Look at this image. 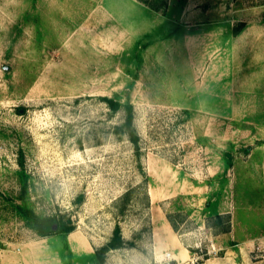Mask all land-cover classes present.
I'll return each mask as SVG.
<instances>
[{"label": "rangeland", "instance_id": "1", "mask_svg": "<svg viewBox=\"0 0 264 264\" xmlns=\"http://www.w3.org/2000/svg\"><path fill=\"white\" fill-rule=\"evenodd\" d=\"M162 1L0 0V264H96L115 225L102 264H264V50L194 30L264 0Z\"/></svg>", "mask_w": 264, "mask_h": 264}, {"label": "crops", "instance_id": "2", "mask_svg": "<svg viewBox=\"0 0 264 264\" xmlns=\"http://www.w3.org/2000/svg\"><path fill=\"white\" fill-rule=\"evenodd\" d=\"M207 1V0H202ZM209 1V0H208ZM211 1V0H210ZM209 21L200 22L194 28L197 39L201 42L209 41V47L217 51V47L226 52V57L233 58L243 50H264V22L245 23V19L238 18L240 26L230 23L221 26L213 10H210ZM255 56L257 54H254ZM175 256L188 258L190 254L187 250H179ZM174 256V257H175Z\"/></svg>", "mask_w": 264, "mask_h": 264}, {"label": "trees", "instance_id": "3", "mask_svg": "<svg viewBox=\"0 0 264 264\" xmlns=\"http://www.w3.org/2000/svg\"><path fill=\"white\" fill-rule=\"evenodd\" d=\"M141 2L151 5V0H140ZM163 5H165L166 0L162 1ZM101 100H103L108 108L111 111H117L118 109L124 110V120L119 125L116 126V131H121L125 133L129 139V141L134 145L135 149L138 151V140L139 136L136 132L134 127V116H133V105L131 102H120L119 100L108 97V96H101ZM127 194H125V199ZM56 225L53 228V225ZM33 228L40 236H46L54 233H61L63 235H67L74 229V225L69 221H65L62 216L57 215H46V216H37L34 220ZM127 244L121 236L120 228L118 225L112 230L111 236L108 241L103 244L100 248L95 251L96 256V264H102L104 262V255L110 249H116L123 247Z\"/></svg>", "mask_w": 264, "mask_h": 264}, {"label": "water", "instance_id": "4", "mask_svg": "<svg viewBox=\"0 0 264 264\" xmlns=\"http://www.w3.org/2000/svg\"><path fill=\"white\" fill-rule=\"evenodd\" d=\"M55 227H56V225L54 224V225H53V228H55Z\"/></svg>", "mask_w": 264, "mask_h": 264}, {"label": "built area", "instance_id": "5", "mask_svg": "<svg viewBox=\"0 0 264 264\" xmlns=\"http://www.w3.org/2000/svg\"><path fill=\"white\" fill-rule=\"evenodd\" d=\"M166 255H169V253H166Z\"/></svg>", "mask_w": 264, "mask_h": 264}]
</instances>
